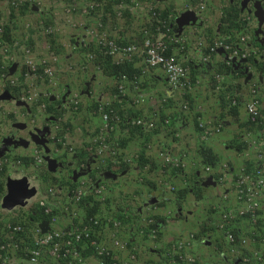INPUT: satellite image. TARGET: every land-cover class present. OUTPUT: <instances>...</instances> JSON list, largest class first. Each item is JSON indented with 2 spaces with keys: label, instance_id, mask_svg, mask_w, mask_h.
<instances>
[{
  "label": "rangeland",
  "instance_id": "1",
  "mask_svg": "<svg viewBox=\"0 0 264 264\" xmlns=\"http://www.w3.org/2000/svg\"><path fill=\"white\" fill-rule=\"evenodd\" d=\"M71 1L75 4L73 12L68 11ZM93 1L16 0L17 7H13L9 0H0V20L6 25V39L9 42L8 51L4 54L0 52V69L2 64L8 65L7 73L9 74L11 66L15 63L18 64L15 73L10 74L17 78L16 85L10 84L9 81L4 80V76H0V95L5 91H9L12 96L9 99L0 98V246L7 236L3 229L5 222L30 218V212L34 214L38 211L41 215H39L40 219H34L32 222L30 220L25 231L21 235H17V240L12 243L9 251L7 250L8 256L18 260L21 264L30 263L28 249L32 247L33 241L38 235L36 229L38 227L43 228V223H39L40 220H44L43 213L40 210L41 207L45 203L51 204L58 216L61 213L60 209L63 208L70 217L78 220L84 214L86 215V209L78 203L68 201V189L77 188L79 185L87 186L86 189L89 194L91 185L95 186L101 181L99 178L101 179L105 175L102 171L107 168L115 172L116 174H113L116 175V178L117 176L119 178L109 179V184L106 187L105 183H102L107 188L105 190L107 193H102L98 198L106 213L100 215L101 217H118V215H122L123 218H120L122 225H126L122 232L129 230V222L137 228V236L140 228L143 229V235L136 239L133 246L130 242L128 249L124 250L135 253L139 250V248L136 250L135 247L139 243L142 246L140 262L160 264L161 259L159 258L161 256L159 257V254H162L172 241L180 239H189V245L193 241L199 244L192 253L197 259L193 264H235V259L242 252L250 254L257 250H263L264 217H257V220L254 221L249 216L240 215L236 195L232 193L231 189L229 191L231 195L229 194L226 198V188L224 186L220 187L219 191L212 190V187L206 189V191L199 188L200 191H194L196 199H194V195H189V190L185 191L183 208L178 204L176 207L165 209L166 212L172 215L171 219L182 217L190 220L189 222L193 226L187 232L189 238L182 235L176 240L173 238L162 247L159 246L164 238L161 231L158 237L151 238L147 235V230L141 227L144 219L150 217L156 219L154 213H143L139 217V206H141V202L145 197H150L152 192L159 189L160 185L165 186L166 193L168 191V193L174 194L179 190L178 183L177 185L174 184V181L170 183L167 179L168 174L162 172L164 165L159 153L164 150L171 153L179 152L182 149L176 147L182 146L180 145L182 142L187 143L189 150H192L190 145L195 146L196 144L197 147L203 144L206 145L208 141L212 143V138L217 136L211 135L208 139L202 138L201 124L198 127L197 123L202 122L212 126V122H204L205 120L199 119L196 114L200 107H205V109L212 112V102L216 103L214 100L218 98V95L215 94L217 91L215 90L216 80H213L214 74L212 68L209 67V65H212V55L207 58V61H210L209 63L205 58L202 60L204 66L207 64L209 69L203 66L202 68L206 70L205 72L200 71V77L193 75L195 78L192 76V83L187 90L169 88L159 69L149 71L152 73L150 80L146 75H142L140 72L143 65L141 57L136 56L130 62H136V67H133L134 70L132 71L128 68L129 64L124 65V70L131 77L133 83L129 84L127 88L124 104L117 110L122 117L131 116L140 117L146 121L153 120L155 127L148 129L122 123L114 129L113 138L110 136V139L119 144V158L117 157L119 167L114 169L108 164V159L101 158L95 149L96 138L103 123L99 104L107 102L111 95L102 92L101 94H104L105 98H99V95L95 94L94 97L88 98L91 102L89 104L86 96V90L88 89L85 87V83L83 84L82 79L88 77L90 73L85 60L86 49L93 51L94 48L92 44L91 47L80 46L82 40L86 41L88 39L86 29L84 33L81 31L78 33L79 38H75L68 27V25L75 24L78 29L84 24L90 26L101 22L97 18V13L89 8ZM107 3H110L109 7L113 9L115 2L109 1ZM126 16L127 11H124L122 18ZM86 18H89V20L87 21ZM136 21H141V16L136 18ZM49 26L55 27L57 32L49 33ZM8 29L10 30L9 33ZM84 36L86 37L82 39ZM24 48L31 50L30 55L37 65L35 73L25 74L27 66L25 65L26 53ZM203 51V55L209 54L207 49L206 52ZM75 54L77 57L80 56V60L71 59ZM54 56L58 58L56 62L53 59ZM88 63L93 64L94 62ZM262 63V68L259 67L260 71H264V60ZM46 66L54 67V79L44 76ZM96 66H99L97 67L100 70L98 73L106 74L105 71H102V69L104 70L103 64L96 62L95 65H91L95 69ZM189 67L190 70L193 69L194 64L190 63ZM92 73L97 74L95 71ZM153 78L159 79V81L153 82ZM238 78L239 76L234 77V79ZM226 79H228L227 76ZM224 84L225 82L222 83V88ZM85 91L86 93L83 95L82 92ZM109 91L112 90L107 91L106 89V92ZM140 91L146 99L144 103L136 102ZM75 94L81 100L78 106L71 101L73 99L72 95ZM219 95L221 96L220 93ZM184 99L189 102V108L187 109L183 107ZM195 101L200 102L199 107H197ZM243 106H245V103ZM234 109L232 108L231 111L221 110L219 112L220 121H217V123L224 124L219 134L236 130L235 137L227 144V151L234 150L239 160L235 164L231 161H223L219 170H215L219 174H224L226 171L233 173V179L244 171L253 168L256 163L254 159L258 149V140L263 136L259 130L255 131L252 127L246 126L244 119L241 120V117L238 116L240 114L239 108L235 109L236 111ZM230 113L234 115L232 120L239 123V127L235 130L230 129L229 126L228 116ZM262 113H264V109ZM167 118L170 119V123L165 125L164 122ZM179 123H188L193 129H188L186 125L184 131L178 129ZM46 127V134L37 138L40 142L36 141L33 135L38 134L39 130ZM22 139L28 141V145L21 143ZM197 157L199 159L196 160L197 163H195L194 169L201 168L205 170L203 158L200 154ZM49 159L56 160L55 170L50 169ZM192 161L195 162L194 159ZM171 172L173 173L172 169ZM205 172L206 174L212 173V171L207 170ZM21 182H24L28 189H35L34 195L26 198V205L24 206L19 205L13 209L4 207V197L9 191V185H16ZM168 186H175V190L168 188ZM51 188L54 189V194L51 192ZM263 201L264 190L261 193L262 205ZM67 206L69 210H67ZM220 208H227L232 212V221L229 225L241 231L240 233L243 232L244 238L248 239V242L242 246L243 249L234 254L231 245L228 244L229 239L226 238L228 233L226 229L219 227L220 223L216 224L214 228L209 224V218L215 217L212 213L214 211L216 217H219L218 222L220 221L222 211H219ZM176 211L181 214L175 215ZM190 211L193 213H190ZM260 211L261 204L258 214H260ZM77 213L79 214L76 216ZM61 219L59 217L56 224H59ZM206 222L208 226L205 224ZM44 223L51 227L61 228L56 224H49L48 220H44ZM96 236L101 237V235ZM119 237L128 239L127 236ZM101 238L103 239V237ZM85 244L89 248L88 250L82 248V251L83 255L88 257L94 253V249L88 243ZM151 249L158 250V259L150 255ZM44 259L48 264H58V261L50 253L49 247L46 248ZM87 262L91 264L88 260ZM177 263L186 264L183 262Z\"/></svg>",
  "mask_w": 264,
  "mask_h": 264
},
{
  "label": "built area",
  "instance_id": "2",
  "mask_svg": "<svg viewBox=\"0 0 264 264\" xmlns=\"http://www.w3.org/2000/svg\"><path fill=\"white\" fill-rule=\"evenodd\" d=\"M13 7H17L16 0H9ZM117 13L121 15L123 9L130 1L134 3L138 8H144V4L140 0H117ZM106 5V0H94L89 8L96 10L99 14L97 17L99 21L96 24H91L87 29L88 39L86 45L91 44L95 46V50L90 51L87 54V62H96V59L102 57H112L116 63L124 65L132 62L134 58H142L141 74L147 75L151 69H162L165 73L167 81L170 87L174 90H187L190 85V68L188 65L172 53V45H178L181 50H185L188 44V39L185 33H179L174 28V25L170 23V20L166 18L163 9L157 5L149 4L148 15L146 21L141 26L142 28V41L139 43L136 40L131 41H119L110 35L107 28L104 27L103 14ZM69 12H73L75 4L71 1ZM196 8L204 10L206 8V1L199 0ZM251 12L247 9L242 10L238 17V23L242 25H250L252 22ZM49 33H55L56 28L49 26ZM6 25L0 20V52L5 53L9 49V42L6 39ZM90 37V40H89ZM205 36L200 35L198 37V44L203 45L205 43ZM250 36L247 33L237 34L235 39L231 35L227 38H218L211 44L210 49L212 52L223 50L227 52L226 63L230 66L235 64L233 61L236 58L237 61L242 62L248 60L255 54H263L260 49H253L250 47H241L242 44H248ZM77 45H75L76 47ZM25 65L27 66L26 75L35 73L37 65L30 55L31 50L24 48ZM54 61L58 60L57 56L53 57ZM9 69L8 65L2 64L0 69V76H4V80H7L12 85L17 84V78L7 73ZM44 76L54 79V67L46 66L44 69ZM217 82L220 83L223 80V76L216 74ZM117 83L119 96L126 93L129 84H132V79L127 73H121ZM218 92L223 93L222 86L218 84L216 87ZM252 98L247 104V113L249 121L257 126H264V115L262 114V104L260 97L264 95V83H253L251 86ZM71 101L74 105L80 104V99L77 98V94L73 95ZM145 97L143 94H139L136 99L137 103H144ZM232 106L238 105L237 96H233L231 103ZM183 107L189 108V102L187 99L183 101ZM99 110L102 114L103 123L100 129V133L96 138L95 149L99 156L103 158H111L113 163L116 164V155H118L117 143L109 140V134L119 124H125L134 127H145L152 129L155 127V122L146 121L140 117L126 116L122 117L118 110L111 101L101 102L99 104ZM170 123V119L167 118L164 122L165 125ZM204 136L213 135L220 131L222 124L218 126H206ZM264 134V129L262 130ZM259 145L264 147V138L259 141ZM159 157L162 160L164 168L162 172L167 173V170L179 169L184 166L182 156L172 154L171 152L164 150L159 153ZM259 164L256 170L252 173H244L240 175L235 183V192L237 199L240 202L239 214L249 215L254 221L257 220V211L259 209V195L264 188V150L258 151ZM37 158H39L37 156ZM210 167H208V170ZM87 186L79 185L77 188L68 189L67 196L68 201L72 203H79L88 194ZM51 192L54 189L51 188ZM95 197H99L104 193V185L97 183L91 185L90 194ZM100 198V197H99ZM44 206L47 214H50L49 224H56L59 216L55 213V208L51 204L45 203ZM69 210V207H66ZM221 216L227 224L231 221L233 214L227 209H221ZM79 213L76 214V216ZM225 223V224H226ZM143 228L149 230V236L156 238L158 236L159 228L153 218H148L142 223ZM112 227L118 230L122 226V221L116 217H101L100 215H83L79 218V221L68 228H55L48 226V230L43 232L42 227H38L37 237L33 241L32 247L28 249L29 262L31 264H46L44 262V253L46 248L49 247L50 253L53 255L58 264H89L86 257L83 255L82 248L85 247V243H88L93 249L98 264H136L140 259V253L142 249L139 248L135 253H128L127 257H118L115 254V248L99 236L94 235V228L99 227ZM223 226V225H222ZM25 230L23 222H7L4 226V232L6 233V243L0 246V249L5 252L0 253V264H21L18 260H15L8 256V251L13 242L17 240V235ZM113 244L116 249L124 251L128 249L130 239H121L115 232L111 235ZM228 239L230 241L235 240V236L229 233ZM189 239H180L173 243L172 247L167 248L160 257V264H178L177 262H183L186 264H193L196 262V257L193 254L187 253L186 248L189 245ZM246 238L243 237V243H246ZM85 244V245H84ZM188 244V245H187ZM8 250V251H7ZM7 251V252H6ZM264 252L255 251L252 255H245L243 262L246 264H263ZM140 264H148L147 262H139Z\"/></svg>",
  "mask_w": 264,
  "mask_h": 264
},
{
  "label": "crops",
  "instance_id": "3",
  "mask_svg": "<svg viewBox=\"0 0 264 264\" xmlns=\"http://www.w3.org/2000/svg\"><path fill=\"white\" fill-rule=\"evenodd\" d=\"M109 1L112 2H116L115 0H106V5H107V10L104 12V27L107 28L108 32L110 33L111 36H113L115 39H118L119 41H131V40H136L139 43L142 41V28L141 26L143 25V23L146 21L147 19V15H148V9H149V4H153V5H157L159 6L161 9H163L164 14L167 16V18L170 20V23L175 26V29L178 28L177 27V18L184 13L185 11H194V14L192 16V18L189 20L188 23L184 24L183 27V33L186 34L187 39H188V44L185 50H181L179 49L180 47L178 45H172L171 47V51L172 53L176 54L178 57H180L182 60H184L188 65L194 64L193 69H191V75L190 78L192 80V76L195 75V77H200V71L205 72L206 69L202 68L204 66L202 60L203 58L206 59V61L208 60L207 58H209L212 55V65H209L210 68H212V73L214 74L216 71L219 72H223L225 68V64H224V60L226 58V54L223 51H219L217 53L214 54H208V55H203L204 51L206 52V49H208V45L211 44V41L218 39V38H227L228 33H225L227 31H229V29H231L232 31L235 32V35L231 34V36L233 37V40L235 39V37L237 36V34L240 33H247V35L250 36V41L248 42V44H242L241 47H252L253 49H260L259 46H256V40L264 45V22H261V20L259 19L258 15L255 14L256 8H254V5L252 3H250L247 8V10H249L251 12V16H252V22L250 23V25H244V26H237L240 25V23L237 24L238 19L234 20V16L238 13V15H240V12H242V6H240L239 1L238 0H205L206 1V8L202 11V10H198L196 8L197 3L199 0H140L143 2V4L145 5L144 8H138L137 6L134 5V3L132 2H128L126 7L123 9L121 15H119L117 13V4L113 5V9L111 7H109L111 4L107 3ZM89 4V3H88ZM234 5V8L238 9V11L234 12L232 11V9L230 8L231 6ZM240 8V9H239ZM240 10V11H239ZM252 10V11H251ZM124 11H127V16L125 18L123 17V13ZM141 16V21H136V18H140ZM238 17V16H237ZM231 18V19H230ZM52 19V18H50ZM54 19V18H53ZM58 19V17H57ZM87 19V18H86ZM56 20V19H55ZM60 20V17H59ZM89 20V18L87 19V21ZM86 21V23H87ZM234 21V22H233ZM232 23V25H231ZM81 25V28H83V30H81V28H76L77 26H75V24L73 25H68L69 27V31L73 34V37L75 38H79V32H85V29L87 26ZM64 30V29H63ZM67 31V30H66ZM68 32V31H67ZM200 35H204L205 36V43L203 45H199L198 44V37ZM85 36L82 38L84 39ZM261 49H263L262 51H264V47H261ZM86 57L85 60L87 61V54L90 53V51L88 49H86ZM264 54H255L253 55V59L250 61H247L246 63H244V66H242V75H239L238 79H234L233 74H230L228 71H224L221 75H223L224 77V81H225V90L223 93H225V95L222 97L219 95V93L216 91L215 94L218 95V98H215L217 100H214L216 103L212 102V112H210V110L208 111V109H205V107L203 108H198V113H196L199 116V119L201 120H205L204 122H212V125H216L218 124L217 121H220V114L219 112L222 111H227L228 107H230V98L231 96H238L239 98V106L237 108H239V112L240 114H238V116L241 117V120L244 119V122L246 123V126L250 125L248 123V117H247V112H246V105L249 102V100H251L252 98V93L250 92V89L248 90L249 86L252 85V83L254 82H260V83H264V71H260L259 67L262 68L263 63L262 61L264 60ZM82 56V54H81ZM84 56V54H83ZM102 57V55L100 54L99 57ZM71 59H74L75 61L80 60V56L77 57V55L75 54L73 57H71ZM114 60V59H113ZM115 61V60H114ZM113 61V62H114ZM210 61H207V63H209ZM99 63V62H98ZM95 63L91 64L88 63L86 64V66H88L90 73L88 74V77H84V79H82L83 84L85 83V87L88 89L87 91V99L91 96L94 97L95 94H98L99 98H105L104 94H101L102 92H105V94L110 93L111 97L108 101H111L113 103V105L115 106V108H120L122 107V105L125 102V98H126V94L119 96L118 93V88H117V83L118 81V77L108 73V74H102V73H98L100 70L91 67V65H95ZM129 65V69L130 71L134 70L133 67H136L135 64L136 62L133 63H128ZM103 68H105V66H102ZM206 68L209 69V67L207 66V64L204 66ZM94 69V70H92ZM159 68H154L153 71L157 70ZM93 71L97 72V74L92 73ZM102 71L104 72V70L102 69ZM159 71L162 72L164 80L166 81L167 85L170 88V85L167 81V78L165 76V73L162 69H159ZM193 71V72H192ZM141 72V69H140ZM244 72H246L247 74H245ZM225 73H228L227 75ZM151 74L152 73H148L147 74V78L150 80L151 78ZM226 76L228 77V79H226ZM137 77V76H136ZM193 76V78H195ZM145 78V79H147ZM159 81V79L153 78V82H157ZM148 82V80H147ZM231 82V83H230ZM241 83V84H240ZM108 90H112L109 92H106ZM172 89V88H171ZM82 92L83 95L86 93ZM117 91V93H116ZM222 93V94H223ZM139 94H143L141 91L140 93H138L137 96H139ZM89 104H91L90 100ZM261 104L262 107L264 109V95L261 96ZM197 107L200 106V102L195 101ZM245 103V106H243V104ZM232 110V109H231ZM236 111V110H234ZM229 126L230 129H234L239 127V123L235 122L233 119L234 115L232 113L229 114ZM237 117V116H236ZM232 121V122H230ZM183 122V121H182ZM185 122V121H184ZM227 122V121H226ZM220 123V122H219ZM227 124V123H226ZM225 124V125H226ZM188 127V129L192 130L193 128L191 127L190 124L188 123H179L178 125V129H182L184 131V127ZM255 131H257L255 129ZM114 131H112L110 133L111 138H113V133ZM203 131H201L202 133ZM235 131H228L226 133H221V134H217V136H215L214 138H212V143H210L209 141L206 143V146L210 147L212 149V152L214 154H216L219 158V161L217 164L215 165H211V164H207L204 162L205 166H209L212 169V173L206 174L205 170L200 169H194L195 167V163H197V159H199L197 157L198 154L201 155L200 150H201V146L199 147L196 146H191L192 150H189V147L187 146V143L182 142L180 145L182 146H177V144H175L177 147V149H182L179 152H176L174 154L176 155H180L182 156L183 160L185 161V167L184 169H182V171H178V172H171L167 175V179L170 183H172L174 181V184L179 185V190L176 193H166V188L163 185L159 186V189H157V191L155 190V192H152L150 197H156L158 199V201L154 204H148V201L150 199V197H145L143 199V201L141 202V206H139V214L141 217V215L144 214H155L156 216V220L158 223V226L160 228V231L163 233V241L160 243L159 246H165V244H167V242H170L173 238L176 240V238H180V236L182 237V235L186 236L189 235L187 232H189L190 229H192L191 223L189 222V219L186 218H177V219H171V216L168 212L165 211V209H167L168 207H176L179 205H181L180 207L183 208L184 203L183 200L185 198H183V196H185V191H188L190 196L194 195V199H196L195 197V192L194 191H200L199 188H201V190L206 191V189H210L212 187V190H217L219 191V188L224 186L226 189V195L225 197L228 198L229 196V191L231 190L233 194L234 193V188H232L234 179H233V173H230L228 171L224 172V174H219V172H215V170H219L220 166L222 165L223 161L227 162V161H231L233 164H235L236 162H238L239 157L237 156V153L234 150H230L227 151L228 148V143L235 137ZM195 134V131L193 132ZM203 138V136H202ZM110 139V138H109ZM204 139V138H203ZM208 139V138H207ZM110 141H113L112 139H110ZM175 142V141H174ZM204 145V144H203ZM187 147V148H186ZM198 150V151H197ZM240 155V154H239ZM202 157V155H201ZM203 158V157H202ZM195 160V162H193L192 160ZM255 160V159H254ZM204 161V160H203ZM109 164V163H108ZM110 165V164H109ZM111 166V165H110ZM105 167V166H104ZM112 167V166H111ZM192 168V169H191ZM106 170L102 171L103 174L105 173V175L103 176V178H99V180L102 181V183H105V187L109 184V179H118L119 176H117V178H114L113 175L111 174L112 171H110V169L104 168ZM106 171H110V172H106ZM109 174V176L107 175ZM210 174H213L214 176V181H216V183L210 185V186H206L201 184L203 181H206V179L209 177ZM226 176V177H225ZM226 180V182H225ZM100 181V182H101ZM99 182V183H100ZM169 187V186H168ZM181 188V189H180ZM107 189V188H106ZM105 189V190H106ZM132 190V189H129ZM168 190V189H167ZM170 191V190H169ZM107 193V191H105ZM228 194V195H227ZM231 195V194H230ZM188 198V197H187ZM93 197L91 195H88L86 197L83 198V201L78 204V205H82L85 209L86 207H92L95 204L92 201ZM212 199H213V194H212ZM83 203V204H82ZM96 206V205H95ZM186 207V206H185ZM99 210L97 211V215H105V209L103 208L102 203L99 205ZM61 213L60 216L62 219L61 221H59V224H56V226H59L61 228H67V227H71L74 224H76L78 220L73 219L72 217L69 216L68 212L64 211L63 208L60 209ZM88 213V212H87ZM180 212L176 211L175 215H178ZM182 213H184L182 211ZM190 213H193L192 211H190ZM215 217L212 216V218H209L210 221V226H212V228L215 227L216 224H219L218 219L219 217H216V212H212ZM181 214V213H180ZM260 217H264V201H263V205L261 203V211L259 214ZM139 219V218H138ZM44 220H40L39 223H43ZM202 222V221H201ZM207 225V222L205 223ZM130 227L129 230L126 232H120L121 236H127L130 238L131 236V240L133 242H136V239L138 237H141L143 235V231L140 228V232L137 236V228L133 227V225H131V223L129 222ZM208 226V225H207ZM199 229V228H198ZM115 232L114 229H111L109 226L108 227H99V228H94V235H101V237H103L104 240H107L113 248H115V254L118 257H125L127 255L126 251H121L116 249V246L113 244L112 239H111V235H113ZM146 234V233H145ZM148 235V234H147ZM194 235V234H192ZM189 238V236H187ZM174 241H172L173 243ZM208 243V242H207ZM138 246L141 247V245L138 243ZM188 245V244H187ZM199 244L196 242H192L187 248V253L192 254L193 250L197 249V246ZM89 247H87V245H85L84 249L88 250ZM150 255L155 258L158 259V250H154L151 249L150 250ZM160 253V250H159ZM232 253L234 254V250H232ZM157 256V257H156ZM161 256V253L159 254V257ZM86 259L91 262V264H97L98 259L96 258V255L94 253H92L90 256L86 257ZM160 259V258H159ZM45 260V259H44ZM148 260V259H147ZM26 262V260H24ZM45 263L48 264V262L45 260ZM27 264V262L25 263ZM31 264V263H28ZM229 264V263H228Z\"/></svg>",
  "mask_w": 264,
  "mask_h": 264
},
{
  "label": "trees",
  "instance_id": "4",
  "mask_svg": "<svg viewBox=\"0 0 264 264\" xmlns=\"http://www.w3.org/2000/svg\"><path fill=\"white\" fill-rule=\"evenodd\" d=\"M231 9H232V11H234V12H236V11H238V9H236V8H234V5L233 6H231L230 7ZM240 8H242V7H240ZM239 8V9H240ZM240 11V10H239ZM237 13V12H236ZM166 16V15H165ZM239 17V15H238V13L234 16V20L235 19H238V17ZM166 18H167V16H166ZM231 19V18H230ZM234 22V21H233ZM237 24H238V22H237ZM231 25H232V23H231ZM176 25H174V27H175ZM237 26H244V25H242V24H240V25H237ZM9 29H8V33H9ZM225 33H228V34H233V35H235V32L234 31H232L231 29H229V31H227V32H225ZM214 43V40L213 41H211V44H213ZM211 44H210V46H211ZM256 46H259L260 47V50H261V47H264V45H262V44H260L257 40H256ZM91 50V49H90ZM89 50V51H90ZM263 50V49H262ZM254 57L252 56V57H250L248 60L250 61V60H252ZM114 60H113V58L112 57H110V56H108V57H100V58H98V59H96V62H99L100 64H103V65H105V68H104V71L106 72V74H108V73H110V74H112V75H114V76H116V77H120V75H121V73H126L125 72V70H124V65H121V64H118V63H116L115 61L113 62ZM224 64H225V68L226 69H224L223 70V72L225 71H228L230 74H233V76L234 77H237V76H239V75H241L242 74V72H243V68H242V66H244L243 64H242V66L241 67H239V68H237V67H235L234 65L233 66H230V65H228L227 63H226V61L224 60ZM217 72V71H216ZM222 72V73H223ZM219 73H221V72H219ZM213 80H214V78H213ZM254 83H257L258 85H260V82H254ZM250 92H251V90H250ZM260 102H261V97H260ZM262 103V102H261ZM233 108H235V109H237V107H233ZM234 109V110H235ZM230 111H231V108L229 109ZM197 125H198V127L200 126V123H197ZM117 143V142H116ZM119 144L117 143V146H118ZM200 153H201V155H202V157H203V160H204V162L205 163H207V164H213V165H215V164H217L218 163V161H219V158H218V156L216 155V154H214L213 152H212V149L210 148V147H208V146H206V145H202L201 146V150H200ZM118 154H119V151H118ZM172 154H174V153H172ZM144 155V154H143ZM143 155H142V159H143ZM116 157H118L119 158V155H116ZM141 159V160H142ZM116 160H117V163H116V165L119 167V159H117L116 158ZM189 190V189H188ZM88 195H91L92 197H93V199H92V201H93V203L96 205H94V206H92V207H86V212H88V214L89 215H96V213H97V211L99 210V205L101 204V202H100V200H94V195L91 193V194H88ZM87 195V196H88ZM86 197V196H85ZM82 202V201H81ZM81 202H79L78 204H80ZM83 204V203H82ZM45 206L43 205L42 207H41V212L43 213V219L44 220H49L50 219V214H47L46 213V211H45ZM40 214H39V212L38 211H36V212H34V214L33 213H31L30 212V218H26V219H23L22 220V222H23V224H24V226H25V228H26V225H27V223L29 224L30 223V220H31V222L35 219V220H38V218L40 219V216H39ZM124 216H126V215H124ZM29 217V216H28ZM118 217L119 218H123V216L122 215H118ZM136 219V218H135ZM134 219V220H135ZM232 227L230 226V225H226V227L224 228V229H226V232H228L227 233V235H226V238H228V235H229V233H232L234 236H235V240L234 241H230V240H228V244H230L231 245V248H232V250H242L243 248H242V242H243V232L242 233H240L241 231H239L238 229H235V228H232ZM229 230H231V231H229ZM24 232V231H23ZM256 233V232H255ZM22 233H19L18 235H21ZM2 244H4V243H6V238L1 242ZM1 244V245H2ZM245 254V253H244ZM249 254V253H248Z\"/></svg>",
  "mask_w": 264,
  "mask_h": 264
},
{
  "label": "water",
  "instance_id": "5",
  "mask_svg": "<svg viewBox=\"0 0 264 264\" xmlns=\"http://www.w3.org/2000/svg\"><path fill=\"white\" fill-rule=\"evenodd\" d=\"M252 3L254 5V8H256L255 14L258 15L259 19L261 20V22H264V0H242V10H244L245 8H247V6ZM252 11V10H251ZM194 14V11H185L184 13H182L178 18H177V30L179 33H181L184 27V24L188 23L189 20L192 18ZM228 57V56H227ZM233 61H236V58L233 59ZM242 62H247V60H243ZM242 62L237 63V67L239 65H241ZM18 67V64L15 63L14 65L11 66L10 68V73L14 74L16 69ZM11 93L9 91H5L3 94L0 95L1 99H9L11 98ZM24 126V125H22ZM47 131V127L43 130H39L38 134H34L33 137L36 141L40 142V140H38L37 138H39L40 136H43L46 134ZM21 143H23L24 145H28V141L22 139L20 141ZM42 142V141H41ZM49 165H50V169L51 170H55L56 169V160L54 159H49ZM112 174V173H111ZM109 176V174H107ZM114 178H116L115 174H112ZM214 184L215 182L213 181V177L209 176L208 179L203 183V185L209 186L211 184ZM35 193V189H28L27 185L24 182H21L19 184H12L9 185V191L7 193V195L4 197V202H3V206L8 208V209H13L16 206H24L26 205V198H29L31 196H33ZM158 201V199L156 197H154L153 199H151L148 204H154ZM43 232H46L48 230V225L47 223L43 222Z\"/></svg>",
  "mask_w": 264,
  "mask_h": 264
},
{
  "label": "clouds",
  "instance_id": "6",
  "mask_svg": "<svg viewBox=\"0 0 264 264\" xmlns=\"http://www.w3.org/2000/svg\"><path fill=\"white\" fill-rule=\"evenodd\" d=\"M115 1H117V0H115ZM115 4H118V1H117V3L115 2ZM240 6H242V1L240 2ZM107 10V5H105V8H104V12ZM94 12H96V10H93ZM86 12H89V11H86ZM97 13V12H96ZM99 16V14L97 13V17ZM103 16H104V14H103ZM102 16V18H104ZM99 20V19H98ZM104 21V20H103ZM174 25V24H173ZM88 27L89 26H87L86 27V32H87V29H88ZM175 28V27H174ZM176 31L178 32V30H177V28H176ZM183 32V31H182ZM181 32V33H182ZM86 37V36H85ZM84 41L85 40H82V42H81V47H83V46H88V45H86V43H84ZM86 42V41H85ZM76 45V44H75ZM200 45V44H199ZM89 47H91V46H89ZM93 48H94V50H95V46L93 45ZM262 50V49H261ZM207 51H208V53L211 55V54H214V53H217V52H219V51H223V50H219V51H217V52H212L211 51V49H210V44L208 45V49H207ZM225 54H226V58H225V61H227V52H225V51H223ZM247 61H249V60H247ZM185 62V61H184ZM95 63V62H94ZM186 63V62H185ZM237 63H238V61L236 62L235 61V64H234V66L235 67H237ZM244 63H246V62H242L241 63V65H239L237 68H239V67H241L242 66V64L244 65ZM187 64V63H186ZM125 65V64H124ZM188 65V64H187ZM233 66V65H232ZM188 67H189V65H188ZM190 68V67H189ZM9 74H11L10 73V71H9ZM216 74H222V73H218V72H215L214 73V80H216V87L218 86V84H220L221 86H222V83H224L225 81H224V77H223V80L220 82V83H218L217 82V79H216ZM190 75H191V70H190ZM147 76V75H146ZM223 76V75H222ZM190 81H191V83H192V80H191V78H190ZM253 84V83H252ZM252 86V85H251ZM251 86H250V90H251ZM215 87V90H217V88ZM223 89V91L225 90V84H224V87L222 88ZM218 91V90H217ZM219 93L221 94V96L223 97L224 95H225V93H221L220 91H219ZM71 95V94H70ZM144 96V95H143ZM235 96V95H234ZM71 97V96H70ZM72 97H73V95H72ZM138 97V96H137ZM232 97L233 96H231V98H230V103H231V100H232ZM237 99H238V105L237 106H232L230 103V107H228V110H229V108H233V107H238L239 106V98H238V96H237ZM248 104V103H247ZM246 107H247V105H246ZM238 109V108H237ZM117 110V109H116ZM227 110V111H228ZM262 110H263V107H262ZM119 112V111H118ZM246 112H247V108H246ZM263 115H264V113H262ZM247 117H248V113H247ZM248 119V123L250 124L249 126L250 127H252L253 129H256V130H259L261 133H262V130L264 129V126H257V125H255V124H252L250 121H249V118H247ZM200 124H203L202 122L200 123ZM220 124H222V128L220 129V131L219 132H217V133H215V134H211L212 136H214V135H217V134H219L221 131H222V129H223V127H224V124L223 123H218V124H216V125H212V126H218V125H220ZM204 125H206V126H210V125H207V124H204ZM211 126V127H212ZM201 131H203L202 132V136H203V138L204 139H207V138H209V136H211V135H208L207 137L206 136H204V133H205V127L204 126H201ZM114 131V130H113ZM111 133V132H110ZM263 134V133H262ZM109 138H110V134H109ZM262 138H264V134H263V136H262ZM262 138H260L259 140H258V149H257V153H256V157H255V161H256V163H255V165L253 166V168L251 169V170H249V171H244L243 173H241V174H239V175H237V177L234 179V182H233V185H232V188H234V193H235V195H236V200H238L237 199V194H236V192H235V187H234V183H235V181H236V179L240 176V175H242V174H244V173H252V172H254L255 170H256V167H257V165L259 164V161H258V151L260 150V149H263L264 150V147H261L260 145H259V141H261V139ZM110 140V139H109ZM112 142H114V141H112ZM116 143V142H115ZM118 147V146H117ZM101 157V156H100ZM101 158H103V157H101ZM108 159V162H109V164L112 166V168H117L118 166L116 165V164H114L113 163V161H112V159L111 158H107ZM184 161V160H183ZM118 164V163H117ZM184 167H185V161H184V166L183 167H181V168H179V169H172L173 170V172H178V171H182V169H184ZM209 167V166H208ZM208 167L207 166H205V169L207 170V171H212V169H211V167H210V169L208 170ZM113 173H115V172H113L112 171V174ZM169 173H171V170H167V174H169ZM116 174V173H115ZM209 176H212L213 177V181H214V176H213V174H210ZM208 179V178H207ZM206 179V180H207ZM205 181H203L201 184H203ZM215 183H216V181H214ZM101 184H102V182H100ZM213 184V183H212ZM211 184V185H212ZM210 186V185H209ZM168 188H172V190H175V186H172V187H168ZM105 187H104V193H105ZM264 190V188L261 190V192H260V195H259V202H260V204H261V193H262V191ZM89 194H90V192H89ZM87 196V195H86ZM95 197V196H94ZM96 198V200H99V198H97V197H95ZM151 199H153V197L152 198H150L149 199V201L151 200ZM148 201V202H149ZM238 202H239V200H238ZM240 202H239V209H240ZM224 209H227V208H224ZM239 209H238V211H239ZM259 209H260V205H259ZM258 209V210H259ZM221 210V208L219 209V211ZM228 210V209H227ZM218 211V212H219ZM228 212H229V210H228ZM220 213V212H219ZM86 214H88L87 212H86ZM231 214H232V212H231ZM89 215V214H88ZM97 215V214H96ZM221 215V214H220ZM219 215V216H220ZM241 215V214H240ZM84 216H85V214H84ZM101 216V215H100ZM153 216V215H152ZM242 216H249V215H242ZM256 216L258 217V218H260V216H259V214H258V211H257V214H256ZM117 219H119V220H121L120 218H118L117 216H115ZM250 217V216H249ZM150 218H153L154 219V221H155V223H157V220L154 218V217H150ZM138 219V218H137ZM147 219V218H146ZM146 219H144V221L146 220ZM23 219H21V220H16V221H13V223H15V222H21ZM122 221V220H121ZM231 221H232V218H231ZM230 221V222H231ZM230 222H229V224H230ZM7 222H5L4 223V225H3V229H4V226H5V224H6ZM144 223V222H143ZM220 225H218L219 227H221V228H225L226 227V225H229V224H227L226 223V221H224V219H222V216L220 217ZM226 223V224H225ZM223 225V226H222ZM124 226H126V225H122L121 227H123V228H119L118 230H115L114 228H112V227H110L111 229H114L115 230V233L117 234V235H119V236H121L120 235V232L124 229ZM157 226H158V223H157ZM141 227L143 228V225L141 224ZM158 228H159V226H158ZM142 231H143V229H141ZM146 230V229H145ZM25 231V230H24ZM147 234L149 235V230H147ZM159 232H160V228H159ZM159 232H158V234H159ZM23 233V232H22ZM150 237V236H149ZM158 237V236H157ZM244 237V236H243ZM130 239V242H131V244H132V246H133V244H134V242L131 240V237L129 238ZM246 240H247V242H248V239L246 238ZM177 241V240H176ZM175 242V241H174ZM173 242V243H174ZM246 242V243H247ZM173 243H171L170 244V246L168 247V248H170V247H172V245H173ZM242 245L244 246L245 245V243H243L242 242ZM91 247V246H90ZM136 248H140V249H142V246L140 247V246H138L137 244H136V246H135ZM92 248V247H91ZM257 251H263L264 252V249L263 250H257ZM127 252V251H126ZM130 252V251H129ZM129 252H127V254L129 253ZM234 252H238V250H234ZM255 252V251H254ZM254 252L253 253H250V254H244V252H242V254H239L238 256H237V258L235 259V261H234V263L235 264H240V263H242V264H246V263H244L243 262V257L245 256V255H252V254H254ZM1 253H3V251L1 250ZM5 253V252H4ZM3 253V254H4ZM142 253V252H141ZM143 255V254H142ZM141 256V255H140ZM125 257H127V256H125ZM264 259V258H263ZM197 260V259H196ZM140 261H137L136 263H139ZM140 264V263H139ZM264 264V263H263Z\"/></svg>",
  "mask_w": 264,
  "mask_h": 264
},
{
  "label": "flooded vegetation",
  "instance_id": "7",
  "mask_svg": "<svg viewBox=\"0 0 264 264\" xmlns=\"http://www.w3.org/2000/svg\"><path fill=\"white\" fill-rule=\"evenodd\" d=\"M239 1V4H240V2L242 1V0H238Z\"/></svg>",
  "mask_w": 264,
  "mask_h": 264
}]
</instances>
